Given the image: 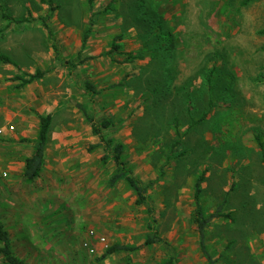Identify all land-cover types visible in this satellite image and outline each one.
<instances>
[{
	"label": "rangeland",
	"instance_id": "374dc122",
	"mask_svg": "<svg viewBox=\"0 0 264 264\" xmlns=\"http://www.w3.org/2000/svg\"><path fill=\"white\" fill-rule=\"evenodd\" d=\"M111 1L95 0L92 11L88 0H0V56L16 64H0V129L15 128L0 142L26 153L40 118L51 115L47 142L75 137L69 150L88 154L106 186L117 165L104 159L101 138L124 146V162L150 185L147 201L138 205L123 180L106 191L105 211L113 217V246L139 249L102 264H163L170 257L212 264L193 222L204 172L203 213L224 216L205 232L208 256L214 264H264V0L246 7L243 0H116L105 12ZM30 16L49 17L50 32L18 23ZM54 42L76 65L73 75ZM37 71L46 76L31 85L14 80ZM103 121L110 127L96 135L93 127ZM150 236L160 241L144 245ZM27 249L16 244L23 257ZM56 257L51 264H93L80 248Z\"/></svg>",
	"mask_w": 264,
	"mask_h": 264
},
{
	"label": "crops",
	"instance_id": "0c3cea01",
	"mask_svg": "<svg viewBox=\"0 0 264 264\" xmlns=\"http://www.w3.org/2000/svg\"><path fill=\"white\" fill-rule=\"evenodd\" d=\"M2 127L7 129L9 125ZM13 133L7 131L0 140L12 138ZM74 138L62 135L52 141L59 142L55 146L51 140L47 142L42 173L32 182L25 180L24 171L26 160L35 152L36 142L34 147L27 146L26 153L14 151L10 143L0 142V168L9 172V178L0 184V223L9 233L13 252L26 264L30 260L26 258L28 255L33 257V264H51L55 263L56 256L74 255L79 248L93 264H102L108 252H103L98 238H106L111 248L116 246L112 239L116 235L110 225L113 217L105 211V198L106 191L110 192L118 184L110 181L106 186L98 182L88 154L69 150L67 143ZM107 202L113 203L109 195ZM90 231L96 232L95 238H90ZM85 241H90L102 258L89 256L82 248ZM22 243L28 247L25 257L16 251V244ZM73 262L65 258V264H76Z\"/></svg>",
	"mask_w": 264,
	"mask_h": 264
},
{
	"label": "trees",
	"instance_id": "16d2710c",
	"mask_svg": "<svg viewBox=\"0 0 264 264\" xmlns=\"http://www.w3.org/2000/svg\"><path fill=\"white\" fill-rule=\"evenodd\" d=\"M94 1L95 0H88L89 7L92 11H93V7H94ZM257 1H259V0H243L241 5L246 7V6H249L252 3H255ZM115 2H116V0H112L111 3L106 8L105 12L113 11L115 9L114 8ZM50 7H52V6H50ZM2 16L4 19H6L8 21H12V18L10 15L3 12ZM22 22H28V23L37 22L40 25H42L46 30H48L50 32V27H49V23H48L49 17L34 18V17L30 16V18H28L27 20L18 21V23H22ZM1 33L2 32H0V35H1ZM261 33L264 34V30ZM50 39L54 40V38H51V37H50ZM87 40H88V35H85L84 41L86 42ZM52 47H53L54 52L58 56V58H61V59L64 58V56L61 54L60 47L56 44V42L53 43ZM120 48L121 47L119 44H117V40H116L113 44V50L115 52H119ZM64 63L66 64V66L69 70V73L71 75H73V72L75 70L76 65L74 63L70 62L69 59L67 60L65 58H64ZM83 63H84V61L80 60V64H83ZM0 64L14 65V66L16 65L9 57L4 56V55L0 56ZM45 75L46 74L44 72L37 71L33 75H28L27 79H24L21 77H16V78H14V80H16V81L21 80V87H23V86L29 85L35 81L41 80L42 78L45 77ZM84 87H85V90L88 91L92 96H96L99 93L97 88L89 82H86L84 84ZM84 112H85V110H84ZM86 117H87V114H86ZM88 119L90 122L92 121L90 118H88ZM51 122H52L51 115L40 118V130L38 133V137L36 139L35 152L30 158H28L26 160V166H25V171H24V178L26 181H29V182L35 181L37 178L40 177V175L42 173V169H43L44 161H45L46 145H47L48 134H49ZM109 127H110V123L107 121H103L99 127H96V126L93 127L94 133L96 135H102V131H101L102 128L107 129ZM100 137H102V136H100ZM101 139H102V143L105 144V146H106V151L108 152V155L104 156V159H108L109 157H112V159L114 160V162L117 165V171L112 176L111 183L113 185H116L119 182L125 180L129 184L131 189L137 195V197H138L137 204L138 205L145 204L147 201V192L150 188V185L143 184L139 180V178L134 176L133 171L129 168V165L126 162H124V160H123V154H124V150H125L124 146L120 143H116L113 139H105L104 137H102ZM260 147L262 148L263 162H264L263 144H260ZM205 176L206 175L204 172L199 177V179L196 183V186H195L196 208L194 211L193 222L197 226L199 234H200L201 248H202L203 252L205 253L206 257L209 259V261L212 264H214V261L211 259L210 256H208V253L206 250L205 232H206L207 228L209 227L210 223L214 219L224 217V216L220 213H217V214L210 215L207 217L203 213V209L199 203V199H200V195H201V185L205 180ZM150 214H154L153 209H150ZM154 221H155V219H154ZM157 241H160V240H158L157 238H155L153 236H150V237H148L145 245L148 246V245L156 243ZM0 242H1L0 254L3 256V263L2 264H26L23 260L19 259L15 255V253L13 252L9 233L6 231V229L2 223H0ZM135 250H137V248H132V247L130 248V247L123 246V245H116L108 251L107 256L115 254V253L131 252V251H135ZM105 258H106V256L102 259H105ZM163 264H176V260L174 257H170Z\"/></svg>",
	"mask_w": 264,
	"mask_h": 264
},
{
	"label": "built area",
	"instance_id": "2783aa9c",
	"mask_svg": "<svg viewBox=\"0 0 264 264\" xmlns=\"http://www.w3.org/2000/svg\"><path fill=\"white\" fill-rule=\"evenodd\" d=\"M13 132L15 128L13 126H9L7 129H0V135H4L6 132ZM9 178V172L0 168V184L2 181L7 180ZM90 238H95V232H89ZM98 242L103 247V252H108L111 249L110 244L108 243L107 239L104 237H99ZM82 248L88 253L89 256L94 258H102L98 252V250L92 245L90 241H85L82 244ZM98 264V263H97Z\"/></svg>",
	"mask_w": 264,
	"mask_h": 264
}]
</instances>
